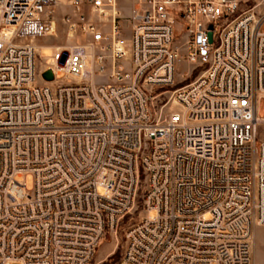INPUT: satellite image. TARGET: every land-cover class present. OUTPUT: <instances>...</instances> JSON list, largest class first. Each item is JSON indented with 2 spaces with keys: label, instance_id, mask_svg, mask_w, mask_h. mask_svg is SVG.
<instances>
[{
  "label": "built area",
  "instance_id": "obj_1",
  "mask_svg": "<svg viewBox=\"0 0 264 264\" xmlns=\"http://www.w3.org/2000/svg\"><path fill=\"white\" fill-rule=\"evenodd\" d=\"M116 1L0 0V264H92L142 178L144 215L117 264H254L264 12L237 13L239 0H145L131 8L126 46ZM60 7L68 34L86 40L51 46L39 83L34 39L55 32ZM180 61L199 74L157 117L147 92L172 85ZM106 70L114 82L96 84Z\"/></svg>",
  "mask_w": 264,
  "mask_h": 264
},
{
  "label": "rangeland",
  "instance_id": "obj_2",
  "mask_svg": "<svg viewBox=\"0 0 264 264\" xmlns=\"http://www.w3.org/2000/svg\"><path fill=\"white\" fill-rule=\"evenodd\" d=\"M145 0H117L116 7L119 12V18H116L120 23L121 40L126 46L131 36V24H130V12L131 8H138L144 10L146 8L144 4ZM246 9H253L256 13L264 12V0H239L237 13L242 12ZM57 20L56 29L52 35H47L43 37H37L34 39V43L37 46L39 56L36 57L35 67L38 73L37 82H44L42 79V74L44 72L43 59L52 54V47L57 45H66L69 43H82L85 42L86 37L81 38L80 35L68 34L66 26L61 21V16L63 13L69 12V8L60 7L57 9ZM89 17L97 20V16L94 14L88 15ZM182 23L178 21L174 26V40L173 46L180 47L185 40V35L181 29ZM191 71V66L184 61H180L177 64L175 71V78L172 85L162 88H154L153 90L147 92L151 95L149 99V104L152 111L158 117L161 113L165 111L176 110L177 107L170 105L169 100L173 95V91L177 88L182 87L188 82L194 80L199 71ZM109 70L102 73L95 74L96 84H106L113 83V79L109 78ZM60 77H55L54 80L58 81ZM257 143L264 142V126L260 125L258 127V134L256 137ZM25 183L27 190L32 189V177L27 176L25 178ZM145 189V180L142 178L139 186V190L136 196L134 207L131 213L126 216L118 225L115 232H107L101 239L98 248L95 252L92 264H117L120 260L124 247H125V233L131 226L135 225L143 214V194ZM149 216H154L151 213ZM252 259L254 264H264V226L253 227L252 229ZM17 264V263H12Z\"/></svg>",
  "mask_w": 264,
  "mask_h": 264
},
{
  "label": "crops",
  "instance_id": "obj_3",
  "mask_svg": "<svg viewBox=\"0 0 264 264\" xmlns=\"http://www.w3.org/2000/svg\"><path fill=\"white\" fill-rule=\"evenodd\" d=\"M84 11L86 12L87 15H91V14H92L90 8H88L87 6H84ZM57 13H58V12H57ZM58 15H59V14L56 15V20H57Z\"/></svg>",
  "mask_w": 264,
  "mask_h": 264
},
{
  "label": "water",
  "instance_id": "obj_4",
  "mask_svg": "<svg viewBox=\"0 0 264 264\" xmlns=\"http://www.w3.org/2000/svg\"><path fill=\"white\" fill-rule=\"evenodd\" d=\"M211 28H212V27L209 26V29H211ZM211 35H212L211 31H209V32H208L209 39H211Z\"/></svg>",
  "mask_w": 264,
  "mask_h": 264
}]
</instances>
